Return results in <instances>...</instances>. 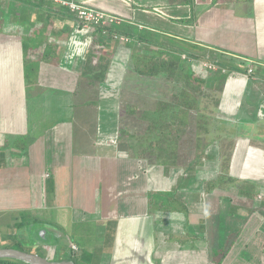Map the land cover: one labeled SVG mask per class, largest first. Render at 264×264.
<instances>
[{"label": "crops", "instance_id": "1", "mask_svg": "<svg viewBox=\"0 0 264 264\" xmlns=\"http://www.w3.org/2000/svg\"><path fill=\"white\" fill-rule=\"evenodd\" d=\"M81 1L121 16L122 27L130 26L133 33L150 31L162 44L172 43L192 56L188 66L204 80L203 100L210 107V119L231 129L218 135L221 140L232 137L226 145L231 158L208 161L205 167L217 164L216 172L205 179L196 174L180 191L189 193L187 200H201L205 191L196 187L198 181L216 179L220 186L209 195L221 200L220 207H215L221 214L200 203L197 211H183L188 216L181 215L184 205L179 202L173 211L150 204L151 191L157 199L166 200L159 193L163 189L157 188L167 175L165 167L157 164L161 171L150 169L158 182L152 188L147 159L137 157L127 146L79 149L76 144L83 139L75 136L69 105L84 104L77 101L76 92L80 79L88 78L86 64L81 70L63 64L67 37L76 27L80 30L78 23L57 4L0 0V249H20L62 261L72 260L70 243L74 242L83 250L82 259L86 250L82 242L93 238L101 243L103 233H111L107 247L99 246L103 248L93 264H264V0H193V24L176 21L192 14V7L178 0ZM85 30L90 35V28ZM77 32L74 41L83 49L84 35ZM136 42L132 40L128 49L134 51ZM141 43L144 48H159ZM51 46L53 60L44 61L45 50ZM94 47L92 42L86 53ZM118 51L115 56L120 58L123 53ZM230 59L242 62V67L222 70L220 64ZM205 61L219 69H207ZM102 83L109 89L116 84L106 77ZM201 97L193 100L201 102ZM113 114V120L98 113L88 116L93 131L101 125L108 129L97 130L99 134L120 131V116ZM84 121L90 122L81 120V126L86 125ZM178 167L171 168L175 172ZM181 176L175 181L177 187ZM34 222L50 224L53 244L30 242L27 226ZM238 229L226 257L216 263L214 250L221 249Z\"/></svg>", "mask_w": 264, "mask_h": 264}, {"label": "rangeland", "instance_id": "2", "mask_svg": "<svg viewBox=\"0 0 264 264\" xmlns=\"http://www.w3.org/2000/svg\"><path fill=\"white\" fill-rule=\"evenodd\" d=\"M62 8L63 9L60 10L64 11L65 7ZM114 26L116 27L117 25ZM76 30L79 32L75 31L73 35H75L76 32L79 34V36L84 35V37L81 38V41L82 42L84 41V43H82L84 50L76 46V43L78 42L74 41V36L72 35L73 31L70 32V35L67 37L68 39L67 44L69 45L67 49L68 55L66 54V56L64 57L63 64L64 66L69 67L71 69L81 70V68L86 64V54H87L86 52L90 49V46L92 44V37L89 34H87V30L85 29L79 30L76 27ZM87 42H89V44ZM105 43H109L108 46L111 49L104 48L105 49L104 50L103 48H101L100 51H97L99 50L98 47L96 48L95 46L93 48L95 53L98 52V54H100V56L94 55L93 57V62H94L93 65L94 66L99 65L94 70V72L98 71L95 73L94 79L93 78L90 79L89 77L82 80L80 79V82L77 87L78 88L76 92L77 101H83L85 105L83 104L82 106V104H79V102L73 106L69 105V108H72V110L70 109L72 111V112L70 111L72 113L71 115H74L73 122L75 128V136L78 139H83V143L81 142H78L77 144L75 143L76 145H78L79 149H81V147L85 149L90 147L92 149H97L96 147H102L103 145H110L111 147L120 146V148L124 149V146H126L129 140L131 139V135L140 136L146 132L152 117L164 118L169 115L172 116L173 114H175L174 111L181 109L179 107L180 104H178V99H177L178 95L182 94L181 90L183 85L181 83H177L173 80H169L165 75H160L156 77L140 76L136 74V72L134 71L133 61L131 59V53L132 55L136 52L153 54L154 52H158L155 50V48L152 49L144 48L142 43L139 41L136 42L135 46H137L136 47L137 49L135 48L134 51L128 49L130 48L129 43H131V41L128 43L121 41L120 42L108 41ZM178 49L181 48L178 46ZM118 50H120V52L123 53L120 55V58H118V56H115L116 55L115 53L119 52ZM111 51H115V52H113V54L110 55ZM100 57L102 58L105 57V60H107V66L110 67L107 76H106V71L108 67L105 69V71L104 68L103 69L101 68V65L98 63ZM99 71L104 73H100ZM105 77L107 82L110 80L111 82L116 83L113 85L114 86L113 88L111 87L109 89L108 84L102 83L105 80ZM90 80L94 81L93 85L90 84L91 82ZM55 91L58 90L55 89ZM198 96L199 95H197V97ZM112 97H114L115 99L114 101L111 100ZM186 97L190 99L196 98V96L193 94L192 91H190ZM201 98H202L201 102H198L199 100L196 99V102H198L199 104L198 103L196 104V102H194V105H196V108L194 110L186 107L181 114V116L186 121L189 122L190 126L188 129V133L185 136L184 140L182 141L181 145H178L179 153H178L177 165L179 167L177 166L178 169L175 168L176 169L175 172L174 169L171 168L170 169L171 172L168 173L169 175L167 174L166 177L163 176L164 182L159 184V186L157 187L159 189H163L161 191L169 190V189L171 190L177 187L176 186L177 184H175L176 179L180 175H183L184 170L187 168V163H189L193 158L195 159L197 153H200L203 150L205 151L207 150L206 152L207 155L205 156V158L199 161V164L196 167V172L194 174V176H196L197 174L199 178L205 179L209 176L211 177L212 174L216 172L217 164L211 165L212 163H209L210 165L209 166L206 165V167L204 164L208 163V161L210 160L214 161L215 158L218 159L221 158L222 153L219 152L220 149L223 150V154L227 152L228 147L226 145L228 144V142L231 141L232 137L228 136V138L225 137L223 138V140H221V138H219L218 135L220 132H223L224 130L225 131L223 133L226 135V133H228L227 131H231V129H226V125H221V122L218 123L215 122V120H212V118L210 119L209 117V113L211 112L210 107L203 100L204 95ZM51 106L55 108V106L53 105ZM97 113L99 114V116H104L105 119L109 118L110 120H113V115H114L113 113H117L120 116V120H118L117 125L118 127L121 128V130L119 131V129H117L116 131L115 130L111 131L109 128L110 130L109 133L107 132V134L106 133L99 134L97 133V130L102 132V130L106 131L108 129L105 127L103 128L101 125L100 128L97 130L95 126V130L93 131V127L91 126V121H90L91 118H89L88 116H91L93 114L95 115ZM205 114H207L208 116H205ZM220 116H221L220 113H217V117L220 118ZM85 119L90 122L84 121V124L86 125L81 126L80 121ZM206 119L208 121H206ZM200 120H203L205 122V124L202 123L201 125H203L205 128H208L209 131L203 129V127L202 128L198 127L200 124L198 121ZM212 123H213L212 125L213 127H211ZM88 124L91 127H89ZM88 138L89 141L87 140ZM114 140L116 142H113ZM197 140L198 142L201 143V145L198 147H196ZM219 147L220 149H218ZM209 148L210 149L212 148L211 152ZM133 153L139 154V150ZM143 158L147 159L146 161L149 164L148 166H149V175H150L149 178L150 185L152 188H155L158 185L157 177L155 175L154 177L156 180L153 179L150 169L153 168L157 172L158 169L159 171H161L162 168L156 167L157 163H155L156 161L155 155L150 154L148 152L146 154L144 153ZM222 158H224V156ZM180 178H182V176ZM222 178L223 176L218 177L219 181H221L220 179ZM210 181H211V185L207 187L208 190L204 193L205 195H203V198H201V200L196 197L195 198L188 197V208H190L192 212L198 210L197 206L200 203V205L201 204L206 205L207 209L210 211L212 207L214 209L213 213L216 212L217 214H221V210L217 212V209L215 208L216 206L218 208L220 207L221 200L218 199L217 201L215 197L212 198L209 195V193L212 190L220 186L219 185L220 183L219 182L217 183L216 179H212ZM198 182L199 183L198 185H196V187L203 190V186H202L203 182L202 181H198ZM198 192L201 193L200 191ZM185 195L188 196L189 193H186ZM202 199H204L203 203H202ZM255 201L256 204L259 203V201L257 200ZM165 204H167V201ZM177 204L175 205L177 206ZM179 207L182 208V206ZM183 211L185 210L181 211V215H186V216L189 215ZM208 214H210V212H208ZM103 234H104L103 236L104 240L101 243L99 242L98 239L94 240L93 238H91V240L82 242L83 246L86 247V250L84 251L83 258L78 260L77 264H93L95 260H98L95 258V256L96 254L99 253L100 248H103V247L99 248V246L101 245L107 247L108 243L106 244V240L111 236V233H103ZM231 235L232 233L228 235L227 239L230 238ZM186 237L187 236L184 235V239ZM72 243L77 245L78 251H81L78 244L74 242ZM71 245L72 244L70 243V246ZM108 251H110V248H107L105 252L108 254L109 253Z\"/></svg>", "mask_w": 264, "mask_h": 264}, {"label": "trees", "instance_id": "3", "mask_svg": "<svg viewBox=\"0 0 264 264\" xmlns=\"http://www.w3.org/2000/svg\"><path fill=\"white\" fill-rule=\"evenodd\" d=\"M214 2H217L218 0H213ZM35 2H39V4L47 3L51 6L56 5V3L52 1H45V0H35ZM178 4H185L190 5L192 7V14L189 18H181L176 20L179 23L182 24H193L196 20L193 0H178ZM57 6L61 7V5ZM64 12L68 16H72L75 21L78 23V27L80 29H85L81 22L78 21L77 17L71 13L67 8L64 9ZM125 24V23H124ZM122 24V25H124ZM122 25L115 26H108V27H100V26H92L90 27L89 33L93 37V46H96V48L100 46H108L109 43H105L107 39L109 42L112 41H119L114 38V33L124 34L129 36L132 40H137L139 42H147L150 45L158 46L159 48H155L156 51L153 54H145L141 52H136L132 56L133 61V67L136 74L140 76H151L156 77L160 75H165L169 80H173L177 83H181L183 85L181 93L178 95V104L181 109H178L177 111H174L175 114L172 116H167L164 118H154L152 117L151 121L149 122V126L146 130V132L142 135L133 136L131 135V139L127 143L128 149L132 150L133 152L139 150V154H134L137 157H143L144 153H150L156 156L155 163L164 165L165 172L168 174L170 168L172 166H178L177 165V159H178V145H181L182 141L184 140L185 136L188 133L189 129V122L186 121L182 116V112L184 109L190 108L195 109L196 105H194L195 100L190 99L186 97L190 91L193 92V94L198 98L199 96L204 95V80L202 77L194 76L189 68L190 61L193 59L192 56H189L187 54V58H183L182 55L184 54L181 49H178V47L172 46V43H161L160 41L156 40L155 33H152L147 30H136V33H133L130 26L122 27ZM131 40V41H132ZM120 42V41H119ZM161 45V47L159 46ZM29 44L24 47L25 51L29 49ZM149 48V47H147ZM108 49H111L108 47ZM53 53L54 49L53 46L45 50L43 60L47 62H51L53 60ZM100 53V52H99ZM94 55L100 56V54L95 53L93 49H91L86 54V68L84 71V76L89 77L90 79H94L95 73L94 72V62L93 57ZM100 65L101 68L105 69L107 68V60H105V57H100ZM243 63L238 62L234 59H230L226 61L224 64H220L221 69H226L228 71H231L235 68L242 67ZM240 66V67H239ZM100 73H104L101 72ZM93 74V75H92ZM197 95H199L197 97ZM200 124L198 127H203V129L208 130V128H205L202 123L205 124L203 120L198 121ZM125 132V131H124ZM126 133V132H125ZM200 142H196V147L200 146ZM142 148V149H139ZM204 151V152H203ZM200 153H197L196 158L192 159L189 163H187V168L184 170V173L182 175V178L180 179V185L179 187H176L171 190H164L159 191V193L163 196H165V201H161L157 199V197L154 196V191H151L149 193V202L152 205L160 204L161 208L164 207V204L167 201V204H165L164 209L167 211H173L177 210L178 207L175 205L176 203H180L184 205V210L186 212H190L191 209L188 208V200L185 198V195L182 191H180V187H184L188 180L192 177H194V174L196 172V167L199 164V161H201L203 158H205L206 151L203 150ZM196 152V151H195ZM224 156V160H230L231 153L226 152L221 154V157ZM211 185L210 180H205L203 187L204 191L206 192L208 189L207 187ZM240 233V230H236L234 234L231 235V237L226 241V244L221 249H215L213 252L214 260L216 263H221L226 257L227 253L233 246V244L236 241V238L238 237ZM81 251H75L74 255L72 256V260L77 264V261L81 259L82 256ZM0 264H28L23 261L12 259V258H0Z\"/></svg>", "mask_w": 264, "mask_h": 264}, {"label": "built area", "instance_id": "4", "mask_svg": "<svg viewBox=\"0 0 264 264\" xmlns=\"http://www.w3.org/2000/svg\"><path fill=\"white\" fill-rule=\"evenodd\" d=\"M45 1H52L58 5H61L67 8L71 13H73L79 22L82 23L85 29H88L92 26H100V27H108L114 25H121L124 23V19L116 15L112 12H108L104 9L95 8L92 6H88L84 4L81 0H45ZM114 38L121 41L128 43L132 39L124 34L114 33ZM182 57L185 59L187 58L186 54H183ZM204 67L210 70H218L219 66L212 62H203ZM254 70L253 66L248 68V71L252 73ZM113 142H116L115 140ZM72 250L75 252L78 250L77 245H71Z\"/></svg>", "mask_w": 264, "mask_h": 264}, {"label": "water", "instance_id": "5", "mask_svg": "<svg viewBox=\"0 0 264 264\" xmlns=\"http://www.w3.org/2000/svg\"><path fill=\"white\" fill-rule=\"evenodd\" d=\"M27 231L30 234L31 243L50 245L55 242V235L50 232V224L30 223L27 226ZM5 257L16 258L30 264H75L72 260H52L40 254L13 248L0 249V258Z\"/></svg>", "mask_w": 264, "mask_h": 264}]
</instances>
